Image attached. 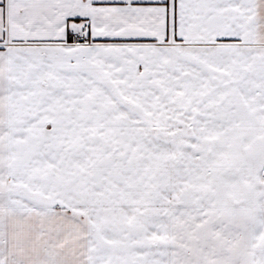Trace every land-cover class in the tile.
<instances>
[{"label": "snow or ice", "instance_id": "1", "mask_svg": "<svg viewBox=\"0 0 264 264\" xmlns=\"http://www.w3.org/2000/svg\"><path fill=\"white\" fill-rule=\"evenodd\" d=\"M0 264H264V0H0Z\"/></svg>", "mask_w": 264, "mask_h": 264}]
</instances>
